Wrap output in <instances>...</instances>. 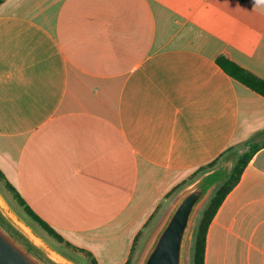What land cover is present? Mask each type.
<instances>
[{
	"label": "crops",
	"instance_id": "obj_1",
	"mask_svg": "<svg viewBox=\"0 0 264 264\" xmlns=\"http://www.w3.org/2000/svg\"><path fill=\"white\" fill-rule=\"evenodd\" d=\"M222 56L264 80V3L3 0L0 171L65 242L127 264L140 226L194 172L260 146L205 264H264V97Z\"/></svg>",
	"mask_w": 264,
	"mask_h": 264
},
{
	"label": "water",
	"instance_id": "obj_2",
	"mask_svg": "<svg viewBox=\"0 0 264 264\" xmlns=\"http://www.w3.org/2000/svg\"><path fill=\"white\" fill-rule=\"evenodd\" d=\"M229 172L224 165L183 192L139 264H189L200 208ZM0 264H73L47 246L15 217L0 197Z\"/></svg>",
	"mask_w": 264,
	"mask_h": 264
},
{
	"label": "trees",
	"instance_id": "obj_3",
	"mask_svg": "<svg viewBox=\"0 0 264 264\" xmlns=\"http://www.w3.org/2000/svg\"><path fill=\"white\" fill-rule=\"evenodd\" d=\"M217 62L230 77L264 97V80L260 79L253 73L240 67L238 64L234 63L233 61L224 56L220 57ZM260 149V146H254L251 144L248 146V149L245 152L241 153L238 150V146H231L213 162H211L207 166L201 167L196 172H194L190 180L183 184V186L175 189V192H178L185 186H188V184H190V187L207 174L219 169L224 165L229 166V172L226 177L219 185L214 188L208 199L200 208L193 230L192 244L190 246L189 251V264H205L207 235L210 226L214 221L219 209L223 205L224 201L240 183L244 171L249 166L251 160ZM0 179L5 180V177L1 171ZM6 184L8 189L13 192L15 199L18 201L20 206L25 210V213L34 222H36L44 231H46L52 238H54L58 242L66 243L65 240L55 230L45 224L26 205V203L24 202V200H22L18 190L15 187H13L7 181ZM93 264H96V262H93ZM127 264H130V261Z\"/></svg>",
	"mask_w": 264,
	"mask_h": 264
},
{
	"label": "rangeland",
	"instance_id": "obj_4",
	"mask_svg": "<svg viewBox=\"0 0 264 264\" xmlns=\"http://www.w3.org/2000/svg\"><path fill=\"white\" fill-rule=\"evenodd\" d=\"M3 0H0V3ZM238 146L239 152L243 153L248 149V145L241 144ZM7 179H0V197L11 211V213L17 217L20 221L25 223L30 230L35 233L47 246L57 252L61 257L70 261L73 264H99L98 259L95 257L94 252L87 248H81L73 243H60L52 238L46 231H44L36 222H34L26 213L25 210L20 206L18 201L15 199L13 192H11L6 184ZM8 182V181H7ZM185 186L179 190L172 198L166 200L158 206L156 211L149 217V219L140 226V230L135 237L133 250L131 253L130 264H139L142 257L144 256L147 248L152 243L157 232L162 227L167 215L173 208L175 202L179 196L185 192L189 187ZM70 245H68V244Z\"/></svg>",
	"mask_w": 264,
	"mask_h": 264
},
{
	"label": "clouds",
	"instance_id": "obj_5",
	"mask_svg": "<svg viewBox=\"0 0 264 264\" xmlns=\"http://www.w3.org/2000/svg\"><path fill=\"white\" fill-rule=\"evenodd\" d=\"M256 3H264V0H253V4L255 5Z\"/></svg>",
	"mask_w": 264,
	"mask_h": 264
}]
</instances>
